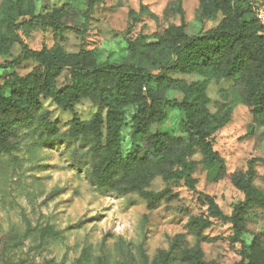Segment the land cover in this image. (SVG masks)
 <instances>
[{"label":"rangeland","instance_id":"374dc122","mask_svg":"<svg viewBox=\"0 0 264 264\" xmlns=\"http://www.w3.org/2000/svg\"><path fill=\"white\" fill-rule=\"evenodd\" d=\"M56 8H64L57 31L42 28L40 22L16 30L20 41L8 55H0V85L9 75L23 76L35 67L33 60L20 57L25 46L41 49L58 43L67 52H77L83 45L98 49L103 60L119 61L128 57V47L138 37L153 39L171 24L182 27L188 35L201 34L215 28L223 18L221 13L203 16L199 0H92L91 4L86 0H38L36 14ZM27 19L20 17L16 22ZM152 71L158 73L160 69ZM171 74L188 82L200 78L198 74ZM69 80L70 73L64 71L58 86ZM240 89L235 80L227 79L212 80L207 88L211 114H216L225 100L234 101L230 121L212 134L214 149L225 159L228 175L218 182L209 181L197 152L198 191L180 183L173 186L178 198L162 201L152 210L138 193H118L95 184L91 170L96 157L91 141L70 137L72 113L50 98L43 99L44 108L50 111L49 121L58 123L57 133L48 136L44 127L35 123L21 130L18 150L0 152V253L5 261L77 264L81 259L82 264H128L132 255L143 264L140 248L152 262L159 249L171 248L176 234H183L187 245L194 246L196 236L189 227L190 217L210 214L209 204L199 192L212 196L223 213L230 215L244 199L230 174L245 170L252 158H264V121L255 120L250 107L237 99ZM182 98L177 91L169 92L167 117L154 126L155 132L187 138L185 113L178 106ZM98 106L83 99L74 108L86 121ZM136 112L134 106L126 108L121 130L124 153L143 143L140 136L132 135ZM255 169L254 183L264 191V162L258 161ZM164 186L162 178L156 177L151 187L159 190ZM212 220L201 243L206 261L236 264L242 248H249L256 235L264 244V208L249 210L242 243L231 241L233 231L228 221ZM46 226L55 233L42 238Z\"/></svg>","mask_w":264,"mask_h":264},{"label":"trees","instance_id":"16d2710c","mask_svg":"<svg viewBox=\"0 0 264 264\" xmlns=\"http://www.w3.org/2000/svg\"><path fill=\"white\" fill-rule=\"evenodd\" d=\"M37 1L0 0V55H8L20 41L17 29L38 22L42 28L53 31L61 27L64 8L36 14ZM199 2L203 16L222 14L215 28L188 35L182 27L171 24L162 33L154 34L153 39L138 37L129 45L128 57L119 61L103 60L98 49H86L83 45L77 52H67L58 43L41 49L25 46L20 57L33 60L35 67L23 76L9 75L0 85V152L18 150L21 130L35 123L42 125L48 136L57 133V121H49L50 111L43 106V99L50 98L72 113L70 137L91 141V151L96 157L91 175L98 187L118 193H138L149 210L155 209L162 201L178 198L173 186L180 183L198 191L199 179L195 176L198 161L194 159L197 152L209 181L225 178L228 167L214 149L212 134L230 121L234 101L225 100L218 112L211 114L207 88L212 80H235L241 86L237 99L250 107L255 120L264 121V27L250 0ZM20 17L29 19L16 22ZM153 69L160 72L154 73ZM64 71L70 73V80L58 86ZM171 72L198 74L200 78L188 82ZM171 91L183 96L178 106L185 113L187 138L153 130L167 117ZM83 99L99 104L86 121L80 119L74 108ZM129 106L137 108L132 135L140 136L143 143L124 153L121 130ZM258 161L264 162V158H252L245 170L230 174L232 184L244 194L243 201L235 205L230 215L223 213L212 196L199 192L209 204L210 214L190 217L189 227L196 236V244L188 246L186 237L176 234L171 248L159 249L152 262L140 248L143 264H217L205 260L201 246L206 239L204 230L212 225V218L228 221L233 231L231 241L242 243L249 210L264 208V191L254 183ZM156 177L164 181L162 189L151 187ZM54 233L51 226H46L41 237ZM240 256L236 264H264V244L259 235L249 248H242ZM0 264L20 262H7L0 253ZM45 264L51 263L47 260ZM77 264H82L81 259ZM128 264H138L137 259L129 256Z\"/></svg>","mask_w":264,"mask_h":264},{"label":"built area","instance_id":"2783aa9c","mask_svg":"<svg viewBox=\"0 0 264 264\" xmlns=\"http://www.w3.org/2000/svg\"><path fill=\"white\" fill-rule=\"evenodd\" d=\"M255 16L264 27V0H250Z\"/></svg>","mask_w":264,"mask_h":264}]
</instances>
